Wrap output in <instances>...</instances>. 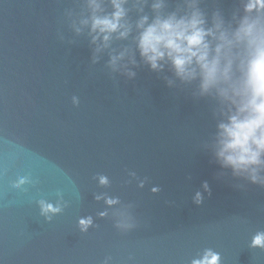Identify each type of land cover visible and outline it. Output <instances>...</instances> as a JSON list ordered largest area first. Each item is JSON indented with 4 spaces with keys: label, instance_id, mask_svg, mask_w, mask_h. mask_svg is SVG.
Returning a JSON list of instances; mask_svg holds the SVG:
<instances>
[{
    "label": "water",
    "instance_id": "water-1",
    "mask_svg": "<svg viewBox=\"0 0 264 264\" xmlns=\"http://www.w3.org/2000/svg\"><path fill=\"white\" fill-rule=\"evenodd\" d=\"M201 7L227 19L239 0ZM86 16L84 0H0V264H191L207 248L221 264H264L249 248L264 188L215 163L213 102L169 88L167 69L127 80L107 52L93 65L87 29L73 27ZM41 202L62 211L49 220Z\"/></svg>",
    "mask_w": 264,
    "mask_h": 264
},
{
    "label": "clouds",
    "instance_id": "clouds-1",
    "mask_svg": "<svg viewBox=\"0 0 264 264\" xmlns=\"http://www.w3.org/2000/svg\"><path fill=\"white\" fill-rule=\"evenodd\" d=\"M203 2L178 0L169 11L168 0H84L87 16L73 27L77 35L87 29L93 65L107 52L109 73L127 80H134L135 69L141 67L157 75L167 69L171 75L163 79L169 88L187 91L196 102L212 101L216 126L208 148L215 163L233 177L264 188V0H239L227 19L219 7L210 14L203 10ZM116 41L130 43L115 49ZM72 103L78 106L79 99L73 96ZM99 183L106 186L108 180L100 176ZM204 189L209 191L206 183ZM195 203H202L200 193ZM40 211L50 220L62 209L41 202ZM92 226L91 217L78 221L81 233ZM133 226L123 214L116 224L124 231ZM249 248L264 251V231L252 235ZM221 259L219 252L207 248L191 264H221Z\"/></svg>",
    "mask_w": 264,
    "mask_h": 264
}]
</instances>
